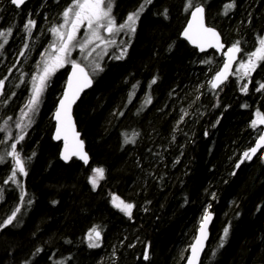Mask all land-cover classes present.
<instances>
[{
	"label": "trees",
	"instance_id": "1",
	"mask_svg": "<svg viewBox=\"0 0 264 264\" xmlns=\"http://www.w3.org/2000/svg\"><path fill=\"white\" fill-rule=\"evenodd\" d=\"M144 1L117 0L115 14ZM65 2L29 0L16 9L0 0V31L11 29L7 43L0 38V224L20 209L0 228V264H184L206 212L212 221L199 264H264V162L243 155L259 136L252 122L264 116V89L257 90L264 62L250 76L236 73L264 38V0H192L226 46L241 47L217 91L210 81L221 57L199 54L179 38L189 0H151L132 42L117 43L124 55L114 57L116 47H109L108 61L90 68L92 86L74 107L86 165L76 158L63 164L51 140L65 69L50 76L35 111L19 116L23 74L32 72ZM86 49L74 41L70 47L84 63ZM13 143L26 171H17L15 182V161L6 155ZM95 168L104 175L93 187ZM113 196L134 206L131 216L114 207ZM93 240L98 247H89Z\"/></svg>",
	"mask_w": 264,
	"mask_h": 264
},
{
	"label": "snow or ice",
	"instance_id": "2",
	"mask_svg": "<svg viewBox=\"0 0 264 264\" xmlns=\"http://www.w3.org/2000/svg\"><path fill=\"white\" fill-rule=\"evenodd\" d=\"M13 5L20 7L25 3V0H11ZM151 3V0H145V4ZM145 4H141L139 9L133 13H130L127 16V19L124 23L116 26V22L112 17V3L111 0H72V3L69 7H67L62 15L64 18V23L59 26V28H53L52 32L58 36L59 38V46L57 47L55 44L51 45L54 51V55L48 57L44 61L43 71L40 73L38 77H34L32 96L29 100V103L26 107L29 110H34L35 106L38 104L41 93L47 85V81L50 76L55 73L58 68L64 66L66 62H68L67 58L70 55V47L73 45V41L77 40V33L80 31L81 27L86 25V31L90 33L87 37L79 42V47L81 51H84L85 48L93 43L94 40H100L104 42L103 37L100 35L98 31L100 28H104L109 34L113 33L114 30H123L127 28L130 32H135V24L137 19L139 18V13L143 11ZM233 7L232 4L226 5L227 8ZM186 8H194L191 11V19L188 22L187 27L184 29L183 35L193 44H196L201 51L206 47H216L223 48V45L220 43V38L215 29L211 27L205 26V9L200 5H193L192 0H189V3L186 5ZM30 26H35V21L29 20L25 24V28L29 31ZM67 26V30L62 32L60 29L65 28ZM11 35V29L5 33L4 31H0V38L4 40V43H7V36ZM113 42L114 41H110ZM0 47H3L0 44ZM241 52V47L239 41L234 43L231 47L228 48L227 52L224 54L226 56V60L224 62L223 68L219 69L214 78L210 81L211 87L216 89L222 84L230 75L229 70L232 67L233 61L236 60L237 53ZM261 62H264V38L259 41V46L252 51L246 61H241L237 68V71L243 70V76H250L253 71L259 66ZM72 74L68 79V87L64 92L63 98L60 100L59 107L56 112V119L58 122L57 130H56V139L61 138V134L63 133L65 139V149L66 152L63 154V158L65 160L68 159L67 154V140L68 135L71 133L73 137H78V133L75 132L74 126L71 122V106L75 103L76 98L79 96L80 91L84 87H87L91 81L88 79L87 73H85L84 69L75 61H72ZM155 83V80L152 81ZM3 85V81H0V86ZM248 85H242V90L247 91ZM260 89H264V83L259 85L258 91ZM24 115H27L25 113ZM259 116V113H258ZM259 122L264 124V116L260 117ZM253 126L256 125L257 121H253ZM17 127H20L18 124ZM24 137L21 136L20 140H23ZM264 147V134L259 135V138L255 142V146L251 147L248 152H245L244 158L251 160L257 152ZM83 142L77 140L75 148L72 152L73 155H79L82 160L87 163L88 157L82 151ZM11 151L7 152L6 155L10 156L15 161V167L12 169V176L9 177V180L15 182V177L17 171L20 174H25V165L21 160L19 153L16 151L17 144L13 143L11 145ZM4 159L3 156H0V162ZM243 160H241V163ZM239 167V164H237ZM93 173L95 174L93 177L89 178V182L93 185V187L97 184V178L102 179L104 175V169L95 168L93 169ZM8 181H5L7 183ZM23 200V196L21 197ZM113 205L118 208L124 214L131 216L133 205L131 203H126L120 198L113 196ZM19 208L16 209L15 212L12 213L6 220L3 221V224H0V228L10 224L12 220L16 216V212H19ZM211 219L210 215L205 214L204 222L201 223L200 226V237H198L195 243L192 245V258L189 260L188 264H195V261L199 257V253L202 250V240L205 237V228L206 223ZM92 232L95 233V239H100V232L95 228L92 229ZM228 234V228L224 229V236L226 237ZM91 239V236L89 237ZM223 240V237L221 238ZM99 245L96 243H90L89 247H98ZM145 260L149 258L148 251L146 250L144 253Z\"/></svg>",
	"mask_w": 264,
	"mask_h": 264
},
{
	"label": "water",
	"instance_id": "3",
	"mask_svg": "<svg viewBox=\"0 0 264 264\" xmlns=\"http://www.w3.org/2000/svg\"><path fill=\"white\" fill-rule=\"evenodd\" d=\"M28 1H29V0H25V3H24V4H26V2H28ZM10 3H11V0H10ZM11 5H12L14 8H16V9H19V8H21V7L23 6V4H22L20 7H17L16 5H13L12 3H11ZM193 10H194V8H191V9L189 10V12H188V16H187V19H186V21H185V24H184L182 30L180 31L179 38H180L182 41H184V42H185L190 48L194 49V50H195L197 53H199V54H203V53H207V52L212 51V52L215 53L217 56H220V57L222 58V63H221V65H220V67L218 68V70H219V69L223 68L224 62H225V60H226V56H225L224 54L227 52L228 48L231 47V46H226V45L222 42V39H221V37H220V35H219V33H218V31H217L216 29H215V30H216V32H217L218 35H219L220 43L223 45V48H219V49H218V48H216V47H206V46H205L204 50L201 51V49H200L196 44H193V43L190 42L187 38H185L184 35H183V32H184V29L187 27L189 20L191 19V11H193ZM204 15H205V13H204ZM205 26H206V27H210V26H208L207 23H206V17H205ZM211 28H213V27H211ZM213 29H214V28H213ZM238 57H239V53H237L236 60L233 61V63H232V67H231V69L229 70L230 75L228 76V78H227L222 84H220L218 88H216V89H213V88H212L213 91H217L219 88H221V87L225 84V82H226L227 80H229V78L232 76V72H233V70H234V67H235L237 61H238ZM80 66H81V65H80ZM81 67H82V66H81ZM82 68L84 69V67H82ZM218 70H217V71H218ZM72 71H73L72 66H70L69 69H68V71H67V73H66V77H65V87H64V91L61 93L60 98L57 100L56 105H55V108H54V111H53L52 116H51V121H52V124H53V131H52L51 139H52L53 142H55V143H57V144L60 145L59 155H58V156H59V160H60L63 164H67L71 159L76 158L80 163L86 165V164L88 163V160H87V163H85V161L82 160L78 154H77V155H73L72 152H73V150H74V148H75L76 141H77V140L82 141V140H81V137H80V134L78 133L77 128H76L75 120H74V118H73V111H74V107H75V105H76V102H77V101L80 99V97H81L85 92H87V91L91 88V86H92V80H91V78L89 77L88 74H87V76H88V79L91 81V83H90L87 87H84V88L82 89V91H80L79 96H78V97L76 98V100H75V103H73L72 106H71V113H70V114H71V122H72V124H73V126H74L75 132L78 133L79 135H78V137H73V136L71 135V133H69V135H68V140H67V144H68V147H67L68 159H67V160H65V159L63 158V154H65V152H66V149H65V139H64V135H63V133L61 134V138H60V139H56V138H55V137H56L57 125H58V122H57V119H56V112H57V109H58V107H59L60 100L63 98V96H64V92H65V90H66L67 87H68V79H69V76L72 74ZM84 71H85V73H87L85 69H84ZM217 71H216V72H217ZM215 74H216V73H215ZM215 74L213 75L212 79L214 78ZM212 79H211V80H212ZM259 120H260V118L255 119V121H257V123H256L255 126L258 127V129L260 130L259 135H261V134H264V124H261V123L259 122ZM258 138H259V136L257 137V139H258ZM257 139H256V140H257ZM256 140H255V142H256ZM82 142H83V141H82ZM255 142L253 143V145H252L251 147H254V146H255ZM251 147H250V148H251ZM250 148H249V150H250ZM249 150H248V151H249ZM82 151H83V153L86 154L84 143H83ZM86 155H87V154H86ZM255 157H259V158L264 162V147H262V148L257 152V154L254 155V156L252 157L251 160H248V159H246V160H247V162H251ZM207 214L210 215L211 219H210L209 221H207V223H206L205 237H204L203 240H202V245H203V247H202V250H201L200 253H199V257H198V259L195 261V264H199L200 258H201L202 254H203V252H204L205 245H206V242H207V239H208V230H209V227H210V224H211V221H212V214H211V213H207ZM204 217H205V216H204ZM204 217L202 218L201 223L204 222ZM201 223H200V225H199V227H198V230H197V232H196V234H195V237H194V239H193V241H192V243H191V245H190V247H189V249H188V254H187V257H186V260H185L184 264H188L189 260L192 258V245L195 243L196 239H197L198 237H200V226H201Z\"/></svg>",
	"mask_w": 264,
	"mask_h": 264
},
{
	"label": "rangeland",
	"instance_id": "4",
	"mask_svg": "<svg viewBox=\"0 0 264 264\" xmlns=\"http://www.w3.org/2000/svg\"><path fill=\"white\" fill-rule=\"evenodd\" d=\"M72 0H70V1H68V0H66V2H65V7L67 6V7H69L71 4H70V2H71ZM70 4V5H69ZM135 11H137V10H135ZM134 11V12H135ZM130 13H133V11H130V12H126L123 16H121V18H119V22H120V24H122V23H124L125 22V20L127 19V16L130 14ZM144 12H140L139 14L140 15H142ZM55 22H58V24L54 27V28H59L58 26H60L61 24H63L64 23V18H61L59 21H58V18L55 20ZM66 28H67V26H66ZM81 29H82V31H80V33L78 32L77 34H79V36H81V34L83 33V34H86V25H84V26H82L81 27ZM80 29V30H81ZM127 28H125V29H123V31H125ZM60 31H62V32H64V28L63 29H60ZM99 32H100V35L103 37V39H104V42H102V41H100V40H95V42L93 41V43H91V44H89L88 46H87V49H86V53L87 54H89V55H91V54H93V58L92 59H89V58H85V59H88V61L86 62V63H84V65H85V68L87 69L88 67L89 68H92V70H93V68H95L97 65H98V63H99V61H102L103 60V58H105V56L107 55V53H108V50L107 49H109V47L111 48V47H116V48H114V49H112L113 51H114V57H122L123 55H124V53H125V51L123 50L124 48H122L123 46L122 45H119V44H109V41L110 40H108V39H106L105 40V33H104V31H105V29L104 28H100L99 30H98ZM52 32V31H51ZM129 33V34H128ZM52 34V36L50 37V39L48 40V42L47 41H45V42H43L42 43V45H41V47H40V50L38 51V53H37V56H36V58L34 59V61H33V63H32V67H33V70H32V72L29 74V75H25V74H23V82H24V84H26V90L24 91V102L22 103V105H23V109H22V111L20 112V117L22 118H27L28 116H30L34 111H35V109L37 108V105L40 103V100H39V102H38V104L35 106V108H34V110H29V108L28 107H26L27 105H28V103H29V100H30V98H31V96H32V90H33V84L36 82V81H34V77H38L39 75H40V73L43 71V68H44V61H45V59H47L48 57H51V56H53L52 54H51V45H53V44H55L57 47L59 46V38H58V36L57 35H55L53 32L51 33ZM125 34H128V35H130V31H127ZM90 35V34H89ZM38 37H39V35H37V34H35L34 36H32L29 40H28V44H29V46H27V48L28 47H30L31 46V44L33 43L34 44V42H35V40H37L38 39ZM85 37H87L86 35H83V36H81V38H77V41H75V42H81V41H83L84 39H85ZM54 38V39H53ZM125 42V41H124ZM126 43V42H125ZM127 43L125 44V48H127ZM100 48V49H99ZM123 50V51H122ZM31 53L32 52H29V53H27V54H25L24 56H23V58H22V60L23 61H26V60H28V58H29V56L31 55ZM28 55V56H27ZM103 55V56H102ZM102 57V58H101ZM100 58V59H99ZM31 59V58H30ZM77 59L80 61H78L79 63H81V62H84L81 58H80V56H77ZM109 59V58H108ZM107 59V60H108ZM222 63V62H221ZM24 66V63H22V67ZM26 67H28L27 65H25ZM237 68H238V66L236 67V73L237 72H242L243 70H240V71H237ZM22 69V68H21ZM97 69V68H96ZM91 70V71H92ZM87 71H88V69H87ZM88 73L89 74H92V72H90V70L88 71ZM92 75H94V74H92ZM99 75H100V73H99ZM21 81V80H20ZM7 83H8V87H11L10 86V81L8 82L7 81ZM44 90H45V88H44ZM43 90V91H44ZM8 91V90H7ZM42 94V93H41ZM40 99H41V97H40ZM54 111V110H53ZM19 112V110H17V113ZM25 113H27V115H24ZM53 113V112H52ZM91 235H88V237H87V239L90 241V237ZM93 243H95V241L93 240Z\"/></svg>",
	"mask_w": 264,
	"mask_h": 264
},
{
	"label": "flooded vegetation",
	"instance_id": "5",
	"mask_svg": "<svg viewBox=\"0 0 264 264\" xmlns=\"http://www.w3.org/2000/svg\"><path fill=\"white\" fill-rule=\"evenodd\" d=\"M116 1L117 0H111V3H112V11H111V14H112V17L114 18V20L116 22V26H117V29H118V26L120 25V22H119V18L115 14V4H116ZM141 4H145V1L143 3H141ZM141 4H139L137 7H140ZM145 7H149V4H145ZM127 12H130V11H127ZM140 16L141 15L139 14V18H140ZM139 18L136 21L135 29L137 28ZM66 30H67V28L65 26L64 31H66ZM80 31H82V29ZM80 31H79V33H80ZM127 31H129V30L128 29H126L125 31H123V30H114V32L111 33V34H109L107 31H104V33H105V40L108 39L110 41H114V43H116V44L119 43L120 41H122V42L125 41L129 45L132 42L133 38H134L135 32L134 33L130 32V35H128L129 33L128 34H125ZM89 34L90 33L86 32V34H83L82 33L81 36H83V35H86L87 36ZM81 36H79V34H77V38H81ZM110 41H109V44H114L113 42H110ZM94 42H95V40H94ZM50 48H51V54L54 55L55 53L53 51V48L52 47H50ZM79 53L80 52L78 50L77 51H71L70 50V55L67 58L68 62H66L63 67L58 68V69H65L66 72H67L68 69H69V67L72 66V63H71L72 61H75L76 63H78L79 65H81L82 67H84L85 66L84 65V62L79 63L80 61L78 62L76 60L77 56H79ZM92 58L93 57L90 55V58L89 59H92ZM108 58L109 57H105L104 60H106V62H107L108 61L107 60ZM84 69H85V67H84ZM87 69L90 70L89 67ZM91 80H92V78H91Z\"/></svg>",
	"mask_w": 264,
	"mask_h": 264
},
{
	"label": "bare ground",
	"instance_id": "6",
	"mask_svg": "<svg viewBox=\"0 0 264 264\" xmlns=\"http://www.w3.org/2000/svg\"><path fill=\"white\" fill-rule=\"evenodd\" d=\"M27 3V2H26ZM149 4V3H148ZM10 5H11V3H10ZM24 5V4H23ZM12 6V5H11ZM13 7V6H12ZM139 9V8H138ZM137 9V10H138ZM144 10H145V7H144V9H143V11L142 12H144ZM189 12V11H188ZM188 12H187V14H186V19H187V16H188ZM186 21V20H185ZM86 38V37H85ZM100 49V48H99ZM107 50H110V49H107ZM94 54V53H93ZM93 54H91V56L93 57ZM103 56V55H102ZM105 57H109V53H107V55L105 56ZM64 87H65V79H64V81H63V83H62V85H61V89H60V92H59V98H60V96H61V93L64 91ZM58 96H57V98H58ZM58 98V99H59ZM79 101V100H78ZM77 101V102H78ZM77 102H76V104H77ZM56 105V104H55ZM258 128V127H257ZM52 131H53V129H52ZM51 135H52V133H51ZM52 140V139H51ZM55 143V142H54ZM60 149V148H59ZM86 152V151H85ZM87 154V153H86ZM58 155H59V152H58ZM59 157V156H58Z\"/></svg>",
	"mask_w": 264,
	"mask_h": 264
}]
</instances>
